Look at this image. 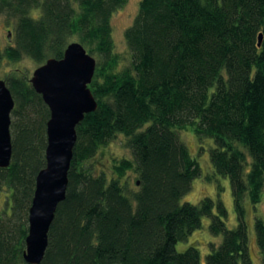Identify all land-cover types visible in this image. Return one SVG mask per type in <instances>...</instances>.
Listing matches in <instances>:
<instances>
[{"label":"trees","instance_id":"trees-1","mask_svg":"<svg viewBox=\"0 0 264 264\" xmlns=\"http://www.w3.org/2000/svg\"><path fill=\"white\" fill-rule=\"evenodd\" d=\"M125 1L0 0V12L16 20L15 45L0 50V63L22 55L36 62L60 58L70 42L100 59L88 84L97 106L75 127L65 198L39 264H252L245 201L254 207L264 197V0H139L124 30L130 65L118 70L110 17ZM36 8L39 15L30 16ZM7 82L19 123L0 182L22 208L30 206L35 175L45 164L49 111L27 78ZM36 108L47 116L37 126L27 121ZM185 128L199 142L212 140L208 159L229 181L233 228L219 200L180 202L201 174L179 138ZM117 135L132 159L113 164L108 178L94 157ZM129 171L138 185L130 192ZM203 216L220 242L209 244L203 260L194 246L177 252L175 244ZM253 231L264 264V218L254 217ZM26 234L27 227L5 230L0 211V264H27Z\"/></svg>","mask_w":264,"mask_h":264},{"label":"water","instance_id":"water-1","mask_svg":"<svg viewBox=\"0 0 264 264\" xmlns=\"http://www.w3.org/2000/svg\"><path fill=\"white\" fill-rule=\"evenodd\" d=\"M10 38V31L7 39ZM261 35L258 36V45ZM96 62L79 42L66 45L60 58H47L28 78L49 111L45 122V164L35 175L27 213V234L22 257L27 264H39L48 243V230L57 205L64 200L67 172L76 142V125L97 103L88 84ZM14 100L0 79V168L9 165L12 154L10 113Z\"/></svg>","mask_w":264,"mask_h":264},{"label":"rangeland","instance_id":"rangeland-1","mask_svg":"<svg viewBox=\"0 0 264 264\" xmlns=\"http://www.w3.org/2000/svg\"><path fill=\"white\" fill-rule=\"evenodd\" d=\"M139 0H126L125 3L112 13L110 17L111 37L113 42V53L117 57V69H123L130 65V53L128 51L125 39L124 30L131 24L135 14L137 13ZM40 9L36 8L31 11L30 16L37 17ZM16 20L9 18L0 12V50L5 47H14V26ZM8 31H10V38L7 39ZM95 59L96 65L100 62L99 57L95 53H90ZM47 58L40 62H36L26 55H22L19 60L9 61L7 59L0 63V79L7 85L9 79L14 78H29L32 71L41 65ZM14 100V99H13ZM14 108V107H13ZM27 121H31L36 126L46 120L42 108L31 109L27 112ZM16 115L10 113V134L13 137V125L19 123ZM12 124V126H11ZM180 140L185 143L190 150V153L198 161L201 169L200 176L191 181L190 189L181 197L180 202H189L195 204L202 197L206 196L211 198L214 202L219 200L225 208L224 222L227 227L233 228L237 224L236 215L233 208L232 195L230 191L229 181L226 177L215 174L210 166L208 159L209 146H212V140L207 139L201 142L197 141L191 129L187 128L179 131ZM95 164L97 168L103 170L105 175L109 178L112 175L113 164L118 163L121 159H132L130 150L124 147L123 138L121 135L115 136L105 145L101 146L95 155ZM11 161V160H10ZM98 172V171H97ZM127 190L135 191L137 177L129 171L124 177ZM11 188L6 182H0V211L2 214V224L5 230L13 228L20 229L27 227V209L29 203L23 204L22 208L15 207L11 198ZM245 220L247 224L248 233V254L252 264H260V256L255 243L253 220L254 217L264 218V197L254 207H251L248 201H245ZM216 213V209H213ZM209 217L203 216L201 218L200 226L193 231L186 240L178 241L175 244V250L181 252L188 246L196 247L201 259L209 251V244H218L221 236L211 235L208 230Z\"/></svg>","mask_w":264,"mask_h":264},{"label":"flooded vegetation","instance_id":"flooded-vegetation-1","mask_svg":"<svg viewBox=\"0 0 264 264\" xmlns=\"http://www.w3.org/2000/svg\"><path fill=\"white\" fill-rule=\"evenodd\" d=\"M9 32V31H8Z\"/></svg>","mask_w":264,"mask_h":264}]
</instances>
